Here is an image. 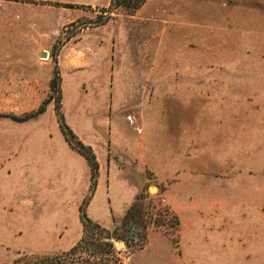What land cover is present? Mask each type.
<instances>
[{"label":"rangeland","instance_id":"obj_1","mask_svg":"<svg viewBox=\"0 0 264 264\" xmlns=\"http://www.w3.org/2000/svg\"><path fill=\"white\" fill-rule=\"evenodd\" d=\"M110 4L0 0V264L66 251L37 235L39 206L4 210L32 151L59 148L58 100L101 155L117 115L148 146L145 184L107 228L123 264H264V0ZM142 175L134 163V189Z\"/></svg>","mask_w":264,"mask_h":264},{"label":"crops","instance_id":"obj_2","mask_svg":"<svg viewBox=\"0 0 264 264\" xmlns=\"http://www.w3.org/2000/svg\"><path fill=\"white\" fill-rule=\"evenodd\" d=\"M117 28L116 33L119 34ZM132 103L149 105V98L141 96L138 102ZM110 130V137L106 141L107 149L103 155L95 142L79 137L92 146L99 163L96 186L86 205V212L92 220L106 228L114 227L127 214L136 193L145 184L148 168L145 160L149 156L148 146L140 151L133 146L134 141L139 139L134 136L125 115L115 116L114 121L112 118ZM60 133L62 137L61 134H54L59 148L53 147V155L37 156L32 151L29 168L16 170L22 178V185L18 186L17 197L8 198L4 210H8V207L12 212L21 211L36 217L35 207L39 206L48 219L44 218L42 223H38L37 235L48 245L57 242L62 250H67L83 234L80 206L90 194L92 171L87 158L70 146L61 128ZM134 163L138 172L143 173L135 189L130 179ZM22 187H27L28 191H22ZM71 209L78 210V214L72 218L69 214Z\"/></svg>","mask_w":264,"mask_h":264},{"label":"trees","instance_id":"obj_3","mask_svg":"<svg viewBox=\"0 0 264 264\" xmlns=\"http://www.w3.org/2000/svg\"><path fill=\"white\" fill-rule=\"evenodd\" d=\"M147 0H111L109 10L117 9L124 13H133L137 11ZM112 15H107L100 19L101 23L109 20ZM60 79L59 71L55 70L53 85ZM50 98L45 102H50ZM61 100L56 104L58 121L66 140L70 146L85 156L90 163L92 171V182L90 194L80 206L81 219L83 222V234L76 244L71 248L55 255H42L25 253L17 257L11 264H123V260L116 249L113 238L114 235L106 227L92 220L85 210L88 200L93 193L97 175L99 172V163L92 146L84 143L67 123L63 113L60 110ZM43 105L35 113L29 114L19 120L30 118L34 115L44 112ZM129 211V210H128ZM127 219V218H126Z\"/></svg>","mask_w":264,"mask_h":264},{"label":"water","instance_id":"obj_4","mask_svg":"<svg viewBox=\"0 0 264 264\" xmlns=\"http://www.w3.org/2000/svg\"><path fill=\"white\" fill-rule=\"evenodd\" d=\"M42 56L46 57L47 56V51H43ZM117 244H118L119 247H124L125 242L123 240H118Z\"/></svg>","mask_w":264,"mask_h":264}]
</instances>
